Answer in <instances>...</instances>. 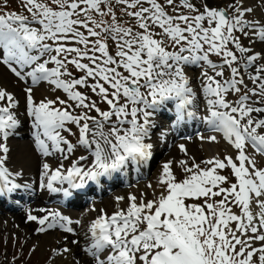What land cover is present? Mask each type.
<instances>
[{
	"label": "snow or ice",
	"instance_id": "obj_1",
	"mask_svg": "<svg viewBox=\"0 0 264 264\" xmlns=\"http://www.w3.org/2000/svg\"><path fill=\"white\" fill-rule=\"evenodd\" d=\"M21 4L28 15L0 14V64L19 80L46 82L66 97L37 102L31 86L24 90L36 150L62 156L54 170L42 163L40 188L71 198L89 183L138 171L152 158L156 117L169 108L175 124L198 120L214 133L199 134L201 141L215 143L219 135L234 150L222 159L179 161L183 178L166 162L159 191L148 185L153 198L129 194L117 197L112 214L101 209L84 232L92 264H264V49L255 47L264 45V18L249 19L255 13L245 0L227 8L204 3L202 10L192 0ZM19 106L0 87V196L21 188L12 179L20 173L8 167ZM64 133L76 135V144ZM77 147L93 159L85 166L81 156L65 168L63 160ZM40 211L46 215H27L38 233L59 227L78 235L72 225L81 226L80 220Z\"/></svg>",
	"mask_w": 264,
	"mask_h": 264
},
{
	"label": "rangeland",
	"instance_id": "obj_2",
	"mask_svg": "<svg viewBox=\"0 0 264 264\" xmlns=\"http://www.w3.org/2000/svg\"><path fill=\"white\" fill-rule=\"evenodd\" d=\"M192 2L195 3L197 7H201V10H202V4L204 3H207L210 7L227 8V6L232 3V0H192ZM252 2L254 3L253 9H254L255 15L254 16L250 15L249 19L264 18V5L261 4V0H252ZM116 10L119 16L120 15L119 6H117ZM169 11L171 10L169 9ZM4 12H17L22 15H28V13L25 11V9L23 8L21 4V0H0V14H3ZM123 19L127 20L129 18L123 17ZM243 43L245 44V46L248 45V41L246 39L243 40ZM256 46L264 49V45H256ZM213 59L215 60L216 58L213 57ZM50 67H54V65H50ZM69 69L73 72L74 75L76 76L81 75V73L76 72L75 69L72 68V66H69ZM198 72H199V69H197L196 72L193 73L192 75L195 77V75L198 74ZM0 78L7 84L8 89H10V92L13 93L15 98L19 101V105H20L18 109V116H19V119L21 120V126H20V128H22L20 131L21 135L18 137L17 135L16 136L14 135L13 137L9 139L8 141V145L10 147L9 155L10 157L14 156L15 154L19 152L18 151L19 146L27 145L26 146L27 150L35 158V161H36V167L34 169L36 172L35 177H34L35 181L36 183L37 182L40 183L42 163L48 162L50 164V167L54 170L60 165L62 156L61 155L58 157L54 156L52 158L50 156L43 157L36 150L35 142L33 139L34 130L31 128L32 119L31 117L27 116L26 111H25L26 94L24 90L27 87L31 86L33 88L34 99L37 102H39L41 99H44V98L51 99L54 101L57 100L58 97L60 99H64L66 98L65 94L61 90L54 89L52 85H49L46 82H41L38 85H31L30 80L21 81L9 70L7 66L3 64H0ZM44 85H47L48 87L46 89V92L45 91L43 92L41 88V86H44ZM80 90L82 92H87V89H80ZM93 98L95 99V97ZM101 107L104 108L105 106L101 105ZM202 107H203V104H202ZM92 114L95 115V113H92ZM71 127L74 133L78 131L75 128V126H71ZM204 127H206V125L203 124V126L199 128V131H201L202 133L197 132L198 134H196L195 136H193L194 134L191 136L186 135V137H188L186 139L188 140H186L183 137L181 140H177L175 138L169 139V143H167V146L165 147L163 146V144L165 143L164 141L167 140L166 136H167V132L170 131V126L167 123L162 122L157 128L152 129L151 140L149 142L153 144L152 152H155L156 155L152 156V158L149 160V167L145 171V173L141 174L140 176L130 181L136 175V173H134L133 170L130 169V170H127L126 173L113 174L112 177L102 179V182L100 184L91 183V184H88L89 185L88 187H85L84 189H82V190L89 189L88 194L96 192L97 190L98 191L101 190V191H99L100 193L96 196L97 198L94 201H92V199H89L88 202H86L83 205L72 204L73 208L67 206L68 209L64 207V211L66 209L67 214H68L67 216L69 218L73 220H80L82 222L81 226H77L75 224L72 225V227H74L78 231V235H79L80 229L82 231L84 230L83 231V234H84V232L87 229V226L89 225L88 223L91 222L94 218H96L99 215L101 209H103L108 214H112L116 210L115 207L118 206L117 197L126 198L128 196L127 191L135 190L136 188H138V186L139 187L143 186L145 191L148 192L147 198L148 199L153 198L152 196L153 190L150 189L148 185L149 184L153 185L154 182L157 184L158 177L160 175L159 171L162 170V165L164 163L171 161L173 165V169L177 177L183 178L184 176L183 169L179 167V161L181 160H186L188 161L189 165H191L193 158L195 159L196 163H200L201 161L209 159V158L217 157V158L222 159L225 155L234 154V150L229 149V146L227 145V143L223 139H221L220 136L217 137L218 142H215V143L201 141L199 139V134L209 133V132H206L207 129L203 130ZM31 129H32V132H30ZM177 131L178 130H174L173 133H177ZM160 133H163V135H159V138H160L159 139L157 134H160ZM173 133H172V137H173ZM64 135L71 143L76 144V140H77L76 135H69L68 133H64ZM161 138L164 141H161ZM161 142H162V146H161L162 148L160 151L159 149H160ZM181 144L185 146L187 153H188L187 155H185L183 152L180 151L179 145ZM83 149L84 148L82 147H77V149L70 155L68 160H63L64 167L65 168L70 167L71 163L73 161L79 160L81 156H86L87 160L81 161L80 163L85 166L89 165L93 157L89 154V152L86 149L84 151ZM173 151H175L176 153L174 155H170L171 152ZM258 163H260L259 160H258ZM8 167L9 168L12 167L11 162H9ZM223 174L228 175L230 180L234 182V178L230 176L229 170L226 169L223 172ZM126 176L128 177L126 181H124L125 180L124 177ZM129 181L130 183H127ZM108 184L109 185L111 184L112 186L109 187ZM57 185H60V184H57ZM30 193L33 194V192H31L30 190L29 192L26 189L23 190L22 193L19 194V196H15L14 198H12V200H14L13 203L15 201L19 202V200L23 201L22 197L30 195ZM11 194L12 193H10V196H7V194L3 195V197L6 198V200L0 199V206L10 201L9 198L13 197L11 196ZM49 196L47 198H49ZM83 196H86V195H83ZM75 198H76L75 201H80L82 199L81 195L76 196ZM26 199H28V197ZM38 202L46 206L48 209L51 208V210H55L58 206V204L52 201L51 198H49L48 202L46 203H43L40 200L32 201V203H38ZM30 203H27V204H30ZM94 203H95V206H94L95 210L90 208V206ZM125 204H126V201H121L119 204V207H124ZM19 208H21V206L16 207V210H19ZM2 210H4L5 212H3ZM9 211L10 210H7L6 208H3L0 210V264H92L91 257L86 255V253H84L83 251L84 247L81 246L79 243L72 244L71 242L73 240H78V235L73 236L69 234L68 235L69 239L66 240V242H64L63 237L56 236L58 234H65V232H63V230H61L59 227L55 229H50L44 233L36 232L39 226L33 227V228H31L30 226L29 227L30 230L29 229L26 230L21 227L19 228L17 222L15 221L12 222L11 218L10 219L8 218V215L12 212V211L10 212ZM48 237L52 239L50 243H49ZM54 238H57V239H54ZM55 240L58 241V244L56 243ZM41 241L46 244L42 245ZM62 243L64 244L63 246H62ZM64 247H69L72 251L69 253L63 254V256L57 255L56 251H54V250H59L62 252Z\"/></svg>",
	"mask_w": 264,
	"mask_h": 264
},
{
	"label": "bare ground",
	"instance_id": "obj_3",
	"mask_svg": "<svg viewBox=\"0 0 264 264\" xmlns=\"http://www.w3.org/2000/svg\"><path fill=\"white\" fill-rule=\"evenodd\" d=\"M228 2V1H227ZM253 2H252V0H245V5L246 6H248V7H252L253 8ZM256 47V50L257 51H260L261 49H263V48H261V47H258V46H255ZM193 79H194V81H195V77L193 76ZM0 87H4V88H7V90L10 92V89H8V87H7V84L0 78ZM41 88H42V91L44 92H46V89L48 88L47 87V85H44V86H41ZM13 94V93H12ZM173 109L171 108V111H172ZM169 111V110H168ZM164 112V111H163ZM163 112H161L160 113V115H163V116H166V115H164L165 114V112L167 113V111H165L164 113ZM171 114H173L174 115V111H172V113ZM195 124V122H193V124L192 125H194ZM192 129H193V126L191 127ZM195 128H197V129H195V130H199V125L198 126H196ZM21 129L22 128H20L19 129V131L16 133V135H17V137L18 136H20L21 135V133H20V131H21ZM205 129H207V126L206 127H204V129L203 130H205ZM15 135V136H16ZM34 139V138H33ZM27 145H24V146H19V152L17 153V154H15L14 156H12V157H10V161L9 162H11V165H12V167L10 168V171H12L13 173H15V172H19L20 173V175L19 176H14V177H12V179H14V182H17V183H19L20 185H21V188H24V189H29L31 192H33V194H32V196H30V197H28V199H25V201L23 202V205H21V208H19V210H16V207H15V205L11 202V201H9V202H7L6 204H4V206H3V208H6L7 210H10V211H12L9 215H8V218L10 219L11 218V220H12V222H17L18 223V227L20 228H23V229H26V230H28L29 229V227L31 226V228H33V227H37V226H39V225H37L34 221H28L27 220V215L29 214V213H31L32 215H35V216H37V217H43L45 214H46V212H41L40 211V209H46V210H51V208H47L46 206H44L43 204H41L40 202H38V203H32V201H34V200H40L41 202H43V203H46V202H48V200H49V198H51V200L53 201L54 200V198L52 199V195H53V193L51 192H49L47 189H42V188H40V186H39V183L37 182L36 183V181H35V167H36V161H35V158L30 154V152L27 150V147H26ZM229 149H231L230 148V146H229ZM176 152L175 151H173V152H171V154L170 155H174ZM58 157V156H60V154H58V153H56V154H54V155H52V156H50L51 158L52 157ZM50 165V164H49ZM145 165V164H144ZM143 165V166H144ZM159 173H161V170L159 171ZM126 181V180H125ZM28 182V183H27ZM66 184V183H65ZM89 184H91V183H89ZM57 185V184H56ZM55 185V186H56ZM67 185V184H66ZM89 185H87L86 187H88ZM67 187H68V185H67ZM153 188H156L157 189V191L159 190L158 188H157V184L154 182V184H153ZM150 189H152V188H150ZM153 190V189H152ZM141 192H144V193H146V194H148V192L147 191H145V189H144V187L142 186V187H139L138 186V188H136L135 190H131V191H127V194L129 195V194H135V195H137L138 197H139V195H140V193ZM21 192H20V189H18V190H16L15 192H13L12 194H11V196H13V197H15V196H19V194H20ZM37 193V194H36ZM88 193H89V189H85V190H78L77 191V193L73 196V197H71V198H73V201L75 202V197L76 196H80L81 195V197L83 196V195H88ZM49 194H50V196H49ZM56 196H59V193H54ZM7 196H10V194H7ZM49 196V198H47ZM1 197H3V196H1ZM60 197H61V195H60ZM148 197V196H147ZM27 198V197H26ZM2 199V198H1ZM6 199V198H5ZM31 202V203H30ZM27 203H30V204H27ZM75 205H78V204H75ZM26 206H27V208H26ZM94 206H95V203L94 204H92L91 206H90V208H92V209H94ZM96 206H97V204H96ZM69 207H72L73 208V206H69ZM66 208H67V206H66ZM115 208H117V206L115 207ZM18 209V208H17ZM23 209V210H22ZM68 209V208H67ZM9 211V212H10ZM65 211H66V209H65ZM84 216V215H83ZM7 217V216H6ZM6 217H5V219H6ZM88 224H90V222L88 223ZM7 225H8V223H7ZM30 230V229H29ZM84 231V230H83ZM83 231L80 229V232H79V235H78V241H79V244L81 245V246H83V247H85L86 246V243H87V241H86V238L84 237V234H83ZM37 232V231H36ZM78 232V231H77ZM68 235H69V233H65V234H58V235H56L57 237H63L64 239H63V241L64 242H66V240H68L69 239V237H68ZM48 239H49V243L51 242V240L52 239H50L49 237H48ZM54 239H57V238H54ZM62 239V238H61ZM56 241V240H55ZM42 242V241H41ZM72 242V241H71ZM56 243L58 244V241H56ZM42 245H44V244H46V243H44V242H42L41 243ZM73 244V243H72ZM41 245V246H42ZM64 244L62 243V246H63ZM61 246V247H62ZM73 246V245H72ZM56 248V247H55ZM61 256H63V255H61ZM90 263V262H89Z\"/></svg>",
	"mask_w": 264,
	"mask_h": 264
}]
</instances>
